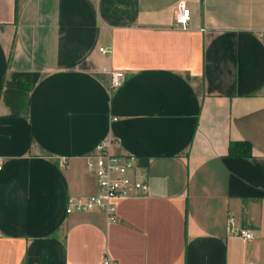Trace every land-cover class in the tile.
<instances>
[{
  "label": "crops",
  "instance_id": "obj_1",
  "mask_svg": "<svg viewBox=\"0 0 264 264\" xmlns=\"http://www.w3.org/2000/svg\"><path fill=\"white\" fill-rule=\"evenodd\" d=\"M16 1L0 0V264H264V0ZM106 138L147 192L113 221L66 214L96 192L84 156ZM235 140L250 157L226 156Z\"/></svg>",
  "mask_w": 264,
  "mask_h": 264
},
{
  "label": "built area",
  "instance_id": "obj_2",
  "mask_svg": "<svg viewBox=\"0 0 264 264\" xmlns=\"http://www.w3.org/2000/svg\"><path fill=\"white\" fill-rule=\"evenodd\" d=\"M189 18L190 12L185 2H177L173 15V27L185 30L188 27ZM98 51L110 52L109 49L102 47H99ZM101 72L107 75L110 89L119 87L124 80L122 71L102 67ZM114 143L115 140L110 138L99 140L95 144L94 153L84 156L85 169L94 178L96 192L85 197L68 196L64 206L66 214L100 211L108 221H113L116 200L140 197L147 192L146 180L141 174H136L139 170L136 156L111 154L108 148ZM231 219V217L228 219L230 225ZM234 232L242 241H249L253 237L252 232L246 229L236 228ZM101 264H116V262L109 256H104Z\"/></svg>",
  "mask_w": 264,
  "mask_h": 264
},
{
  "label": "trees",
  "instance_id": "obj_3",
  "mask_svg": "<svg viewBox=\"0 0 264 264\" xmlns=\"http://www.w3.org/2000/svg\"><path fill=\"white\" fill-rule=\"evenodd\" d=\"M17 1L14 2V15L16 14ZM17 86L20 88H27V85L23 83H18ZM226 156L234 158H246L251 156V145L246 140H235L228 144L226 149ZM144 164V161L140 162Z\"/></svg>",
  "mask_w": 264,
  "mask_h": 264
}]
</instances>
